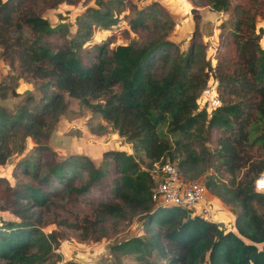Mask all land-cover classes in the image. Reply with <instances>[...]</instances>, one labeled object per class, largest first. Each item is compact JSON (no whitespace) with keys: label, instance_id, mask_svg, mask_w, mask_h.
I'll list each match as a JSON object with an SVG mask.
<instances>
[{"label":"trees","instance_id":"obj_1","mask_svg":"<svg viewBox=\"0 0 264 264\" xmlns=\"http://www.w3.org/2000/svg\"><path fill=\"white\" fill-rule=\"evenodd\" d=\"M88 1L0 0L1 59L16 66L19 77L40 84L42 92L33 108L31 97L14 114L0 106V138L21 133L40 143L43 129H52L64 110L66 94L98 113L132 144L133 153L109 150L95 164L83 154L58 159L49 146L39 144L35 158L12 171V176L19 171L28 177L27 182L17 179L11 185L0 177V210L16 217L1 221L0 260L5 262L0 264H18L43 239L39 225L45 214L49 223L87 240L91 233L98 234L107 215L125 210L132 216L148 214V239L132 238L116 249L155 251L166 264H264V191L255 190L256 179L264 173V46L253 18L235 5L239 17L211 66L200 44L183 51L164 38L113 48L89 45L96 28L109 29L118 22L115 6L121 0H92L95 6L76 19L73 36L66 25L53 28L41 15L61 3ZM203 1L219 11L231 5V0ZM256 10L264 15L262 0ZM152 16L153 11L143 8L130 24ZM53 36L61 41H51ZM210 79L221 102L215 108L201 94ZM199 101L209 111L200 109ZM203 127L208 137L215 135L217 170L231 177L229 184L210 180L204 185L232 208L231 230L186 208L155 207L153 174L138 161L173 162L176 146H182L186 159L175 164L189 178L188 169L199 156L181 140ZM9 153V147L0 144V168Z\"/></svg>","mask_w":264,"mask_h":264},{"label":"rangeland","instance_id":"obj_2","mask_svg":"<svg viewBox=\"0 0 264 264\" xmlns=\"http://www.w3.org/2000/svg\"><path fill=\"white\" fill-rule=\"evenodd\" d=\"M258 2L259 0H231L228 9L219 11L203 0H121V3L115 6L116 11H120L118 22L109 29L96 28L89 45H108L109 48H113L129 43L142 45L150 40L164 38L176 43L183 51L191 44H200L205 60L214 66L221 46L231 37L235 21L239 17L236 13L237 8L235 9L236 4H240L245 14L253 18L254 30L256 34H260V43L262 47L264 46V15L256 10ZM88 6L95 4L92 0L76 5L61 3L53 9L43 10L41 15L53 28L60 24L66 25L69 36H73L76 19ZM262 6L264 8V0ZM146 7L153 11L154 16L147 17L142 24L132 27L130 21L138 18L140 11ZM50 40L61 41L56 36ZM213 83L214 81L210 79L207 85ZM39 85L19 77L18 68L9 67L1 59L0 49V106L14 114L30 97L34 101L29 102V107L38 106V99L42 95L38 89ZM64 104L65 108L53 128L43 129L45 137L39 138L40 143H36L30 137L24 138L21 133H13L11 138H0V144H6L10 149L6 163L0 168V177L6 178L11 185L15 184L17 179L27 182L28 177L19 171L17 176H12V171L25 161L31 162L37 155L36 148L40 145L49 146L58 159L65 158L70 153L83 154L91 158L95 164H99L103 153L109 150L133 153L132 144L125 137L119 136L98 113L83 106L78 100L67 97L66 94ZM199 108L208 110L209 107L199 101ZM160 131L163 132L164 128L161 127ZM214 136L213 134L208 137L203 127L194 137H184L181 140L183 144L188 145L187 150H193L199 156V162L190 165L187 176L205 185L210 180L229 184L231 177L217 170L219 161L214 151L216 146ZM174 155L176 159L173 163L178 165L179 160L186 159V150L182 146H176ZM138 161L142 168L148 169L152 174L155 167L150 165L147 159ZM240 176L241 172L237 173V178ZM80 180L77 179L78 184L81 183ZM206 189L207 199L215 206H220L215 208L213 214L217 222L210 221L225 230H231L233 224L226 215L233 222L232 208L221 206L222 202L213 198L211 189L208 187ZM257 210L261 212L263 208L257 207ZM217 212L221 214L216 215ZM218 215L221 216L220 220L217 218ZM49 216L45 214L44 224L39 225L43 239L35 243L26 252L25 257L18 260V264H64L68 261L78 264H166L167 260L161 258L155 251L136 253L133 250L115 248L132 238L148 239L146 232L148 214L132 216L125 210L119 216L107 215L98 230L99 235L91 233L90 239L87 240H82L80 235L71 229L49 223L50 221H47ZM8 220H16V217L8 211L0 210V224L1 221ZM3 262L5 261L0 260V263Z\"/></svg>","mask_w":264,"mask_h":264},{"label":"built area","instance_id":"obj_3","mask_svg":"<svg viewBox=\"0 0 264 264\" xmlns=\"http://www.w3.org/2000/svg\"><path fill=\"white\" fill-rule=\"evenodd\" d=\"M201 94L210 108L220 105L216 82L207 85ZM153 166L154 186L151 200L155 207L186 208L192 215L200 214L208 221L217 222L213 215L216 206L206 199L207 189L202 182L184 177L177 165L171 161L155 163ZM255 190L264 191V173L256 179Z\"/></svg>","mask_w":264,"mask_h":264},{"label":"crops","instance_id":"obj_4","mask_svg":"<svg viewBox=\"0 0 264 264\" xmlns=\"http://www.w3.org/2000/svg\"><path fill=\"white\" fill-rule=\"evenodd\" d=\"M213 198H216L217 199V201H220L215 195H213ZM206 199H207V197H206ZM216 199H213V200H216ZM207 200H209V201H211L210 199H207ZM212 202V201H211ZM223 203V202H222ZM221 203V206H226L227 207V205H225L224 203L222 204ZM216 207H220L219 205H217ZM228 210V209H227ZM229 211V210H228ZM230 212V211H229ZM221 214L220 212H217L216 213V215L217 214ZM231 216H233V214L231 213ZM221 216L220 215H218V217L217 218H220ZM226 217H227V219L230 221V223H232L233 224V222H232V219L230 218V217H228L227 215H226ZM231 227H232V225H231ZM231 229V228H230Z\"/></svg>","mask_w":264,"mask_h":264},{"label":"bare ground","instance_id":"obj_5","mask_svg":"<svg viewBox=\"0 0 264 264\" xmlns=\"http://www.w3.org/2000/svg\"><path fill=\"white\" fill-rule=\"evenodd\" d=\"M216 219V218H215ZM219 219V218H218ZM220 220V219H219Z\"/></svg>","mask_w":264,"mask_h":264}]
</instances>
